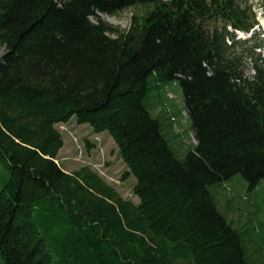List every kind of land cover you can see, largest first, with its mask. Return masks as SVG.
Masks as SVG:
<instances>
[{"label": "trees", "instance_id": "1", "mask_svg": "<svg viewBox=\"0 0 264 264\" xmlns=\"http://www.w3.org/2000/svg\"><path fill=\"white\" fill-rule=\"evenodd\" d=\"M137 5L126 30L97 15ZM257 23L243 0H0V264H249L212 191L264 179V66L235 51ZM152 74L182 90L183 157L147 109ZM71 118L112 138L136 203L60 167Z\"/></svg>", "mask_w": 264, "mask_h": 264}, {"label": "rangeland", "instance_id": "2", "mask_svg": "<svg viewBox=\"0 0 264 264\" xmlns=\"http://www.w3.org/2000/svg\"><path fill=\"white\" fill-rule=\"evenodd\" d=\"M243 1L251 6L258 22V27L250 33L235 32L236 39L248 40L246 44L235 47V51L241 55L243 73L250 75L254 62L264 66V44L251 48L255 43L260 44L264 40V16L257 0ZM145 9V6L137 5L125 8L115 15H97L120 30H126L132 15H139ZM92 20L94 21L93 18ZM3 52V49L0 50V56ZM145 103L151 115L159 120L179 157L193 149L195 140L192 127L185 112L182 90L176 81H161L158 76L152 74ZM56 128L60 131L63 141L56 161L64 171L70 173L88 167L113 186L122 198L137 202L132 193L135 179L128 174L124 176L126 166L108 133L94 132L88 124H79L74 118L56 124ZM8 176L9 169L0 164V189ZM212 192L220 212L235 226L243 228L242 236L247 244L248 263L264 264V179H261L253 190L248 191L245 181L237 174L230 180L219 183Z\"/></svg>", "mask_w": 264, "mask_h": 264}]
</instances>
